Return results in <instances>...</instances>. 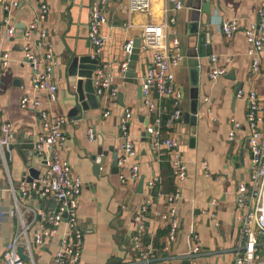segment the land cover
I'll return each mask as SVG.
<instances>
[{
  "label": "crops",
  "instance_id": "obj_1",
  "mask_svg": "<svg viewBox=\"0 0 264 264\" xmlns=\"http://www.w3.org/2000/svg\"><path fill=\"white\" fill-rule=\"evenodd\" d=\"M45 1L49 6L44 23L48 33L45 45L52 49L57 64L54 70L56 102L53 105L46 104L45 99L32 90L30 68L23 63L24 42L21 30L31 23L39 0H21L19 7L7 12L0 3V36L6 27L5 18L17 31L3 47L10 53V61L0 80V121L9 123L14 145L19 141L25 142L28 137H32L34 142L37 140L40 126L36 113L19 107V101L24 95L41 97L44 107L65 118V142L59 154L83 183L77 197L79 225L83 231V250L78 264H144L133 244V238L136 236L134 213L147 200L146 183L153 175L161 179L157 186L160 192L167 193L177 187L181 200L178 203L177 215L179 234L176 242L167 250L164 245L167 230L161 219L152 215L145 221L147 232L152 233L153 237L143 235L140 242L144 247L152 245L151 262L182 264L177 255L187 250V236L193 231L197 237L196 244L202 249V255L189 264H235V250L240 244L239 227L235 220L236 191L239 184L248 185L250 182L249 133L244 125L246 101L245 97L237 98L236 93L238 90L244 93L254 91L264 97V61L261 60L258 72L250 71L251 59L246 54L247 44L244 39V31L255 20L261 0H210L212 34L209 38L212 55L219 58L215 64L208 58L199 59L200 80L193 134L191 125L184 123L182 119L173 128L172 136L178 142V151L186 170V177L178 182H174L171 177V168L166 157L158 158L150 151L149 137L146 134L150 118L142 97L137 95V86H141V78L147 68L146 60L150 55H138L134 66V80L137 84L126 83L124 77L120 76L113 80L118 94L123 95L121 104L116 101L117 98L102 100L97 109H89L83 113L80 121H71L66 117L70 98L67 93L64 57L67 51L80 56L93 55V47L87 40L88 15L92 0ZM184 2L185 8L175 13L174 33L170 31L168 35L169 42L173 37L177 38L179 52L184 56L183 62L174 69L176 87L181 95L186 97L185 101L181 102L183 113L189 112L191 108L186 52L190 18L188 7L194 0ZM165 4V0H152L148 12L128 14L119 8L115 0H110L104 8L107 25L102 32L108 41L101 58L114 69L126 59L129 60V55L123 51L126 40L140 39L144 25L162 22ZM230 19L237 20L238 30L233 36L225 37L220 31V23ZM126 21L131 25L127 29L122 27ZM213 66L225 69L226 74L215 81L209 80L208 72ZM104 107L110 111L106 118H102ZM125 109H129L131 113L128 132L136 153L135 157L129 158L127 162L136 164L140 175L137 181L126 185L120 183L118 168L112 160L113 153L116 152L117 157L119 155L122 141L119 123ZM231 121L242 125L235 132L232 141L229 140ZM89 129H93L96 136L101 137L100 142L96 136L94 140L89 141ZM99 150L106 153V158L98 177H95L88 155L97 154ZM27 157L24 156L25 159ZM29 158L42 173L39 158L32 157V154ZM6 159L8 173L0 166V185L6 186L8 181H11L16 187L23 180V176L27 175L26 160L23 161L14 147L11 156L7 155ZM141 179L143 188L139 190L138 183ZM213 200L216 201L215 206L212 205ZM20 201L22 205L35 211L53 206L35 193ZM152 202L153 211H166L162 199L155 197ZM12 208V198L0 190V264H4L5 247L15 231L13 221L8 219ZM211 212L215 213L219 227L214 226V221L209 216ZM26 220H30L29 215ZM36 230L37 226L34 224L28 231L31 242ZM61 235L62 227L53 237L44 240L38 248L32 246L35 264H49ZM256 241L261 256L260 264H264V239L258 237Z\"/></svg>",
  "mask_w": 264,
  "mask_h": 264
},
{
  "label": "built area",
  "instance_id": "obj_2",
  "mask_svg": "<svg viewBox=\"0 0 264 264\" xmlns=\"http://www.w3.org/2000/svg\"><path fill=\"white\" fill-rule=\"evenodd\" d=\"M20 1L0 0V3L7 12L19 7ZM109 1L92 0L88 15L87 40L93 47L91 58L97 59L92 81L95 95L100 97V102L117 98L118 91L113 80L116 76L124 77L130 62L126 59L115 70L101 58L108 41L102 29L107 25L104 8ZM115 1L119 8L124 9L128 14H133L148 12L152 0ZM165 3L162 22L149 23L141 29L139 53L150 55L146 60L147 68L141 78V93L143 105L150 118L146 126L150 151L158 158L166 157L171 168V177L174 182H178L184 180L186 170L178 151V142L172 136L175 124L183 117L182 95L175 84L174 69L183 62L184 56L179 52L177 38L173 37L169 42L168 35L170 31L174 33L175 13L185 8V2L184 0H165ZM48 12L47 2L39 0L31 23L21 30V34L24 42L23 63L30 68L31 88L45 99L46 104L53 105L56 102L57 87L54 83V70L57 64L52 49L45 45L48 33L44 23ZM4 24L6 27L0 36V80L10 61L9 51L4 50L3 47L17 32L6 18ZM130 26L129 21L122 25L125 29ZM237 30L238 24L235 19L220 23V31L225 37L233 36ZM244 39L247 44L246 54L251 59L250 71L256 73L260 69L261 60L264 61V0H261V6L256 11L255 20L244 31ZM132 44L133 40L128 39L123 45V51L129 56ZM218 58L217 55H211L209 60L215 64ZM225 74V69L213 66L208 72V78L215 81ZM236 97H245L246 101L244 125L249 133L250 182L248 185L239 184L236 191L235 220L239 227L240 244L235 250L234 262L235 264H260L261 256L256 239L258 237H261V240L264 239V107H262L264 97L254 91L244 93L242 90L237 91ZM19 107L23 110H32L37 115L40 133L33 143V151L39 158V165L43 168V172L30 183L22 180L16 187L11 181H8L6 186L0 185V190L13 200V208L9 211L8 219L13 221L15 227L12 239L5 247L4 264H35L32 246L38 248L44 240L53 237L61 227L62 235L49 264H78L83 250V231L79 225L77 197L83 183L73 174L68 162L59 154L65 142L66 120L44 107L41 97L24 95L19 101ZM109 115L110 111L104 107L102 118ZM130 119L131 113L129 109H125L119 123L122 141L116 164L119 181L125 185L137 181L140 176L138 166L127 162L129 158L136 155L128 132ZM231 124L230 141L234 139L235 132L242 126L235 121H231ZM95 136L93 129L87 131L89 141L94 140ZM13 146L14 137L9 123L0 121V166L6 173H8L6 156H11ZM160 183L161 179L155 175L147 181L148 198L134 213L136 236L133 238V244L144 264H154L151 262L152 245L148 244L144 247L140 242L143 235L153 237V234L146 229L147 218L152 215L158 216L166 227L167 233L164 239L166 250L176 242L179 234L177 215L178 203L181 200L180 190L176 187L167 193L160 192L157 188ZM33 193L38 194L43 201L52 203L53 206L35 211L33 208L22 205L20 200L30 197ZM155 197L163 200L166 206L165 212L153 211L152 200ZM212 205H216L215 200L212 201ZM28 215L29 221L26 220ZM209 216L214 221V226L219 227V223L215 220V213L211 212ZM34 224L37 230L31 242L28 231ZM196 241L197 237L191 231L187 236V250L177 257L189 264L190 261L201 256L202 249ZM19 247L22 248V254L27 257L26 261L18 253Z\"/></svg>",
  "mask_w": 264,
  "mask_h": 264
},
{
  "label": "water",
  "instance_id": "obj_3",
  "mask_svg": "<svg viewBox=\"0 0 264 264\" xmlns=\"http://www.w3.org/2000/svg\"><path fill=\"white\" fill-rule=\"evenodd\" d=\"M64 2H73L74 0H63ZM190 18L187 30V49L186 59L188 65V76L190 86V100L191 108L189 112L183 113L182 121L191 125V134L196 123L197 111V93L199 88V74H200V61L212 55V47L210 43V35L212 34L211 21H212V8L210 0H194L188 7ZM68 13V12H67ZM140 39H134L132 44L131 55L129 56V65L127 72L124 75V82L129 84H137L135 78L134 66L138 61ZM65 59V74L67 83V93L69 95V103L67 104L68 110L66 117L73 122L80 121L83 118V113L98 108L100 97L95 95L93 88L92 73L97 65V59H92L90 55H77L71 51H67ZM239 88L237 87V90ZM137 95L142 97L141 86H137ZM123 95L118 94L116 101L122 103ZM97 141L100 142L101 137L96 136ZM25 142L15 144L13 147L17 150L19 155L25 161L27 175L23 176V180L27 183L32 182L38 178L40 171L36 165L32 164L29 155L37 157L33 151V138L28 137ZM192 141V140H191ZM193 142V141H192ZM24 156H28L26 159ZM88 160L92 164V172L95 177H98L100 168L103 166L106 158V153L99 150L97 154L89 153ZM241 157V156H240ZM117 153H113L112 160L117 167ZM117 169V168H116ZM138 188H143V180L138 183ZM261 238V237H259ZM18 253L23 260L27 257L22 254V248H18ZM182 264H187L182 261Z\"/></svg>",
  "mask_w": 264,
  "mask_h": 264
},
{
  "label": "rangeland",
  "instance_id": "obj_4",
  "mask_svg": "<svg viewBox=\"0 0 264 264\" xmlns=\"http://www.w3.org/2000/svg\"><path fill=\"white\" fill-rule=\"evenodd\" d=\"M182 94V93H181ZM185 99H186V97H185V95L183 94L182 95V101H185Z\"/></svg>",
  "mask_w": 264,
  "mask_h": 264
}]
</instances>
